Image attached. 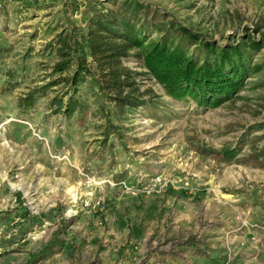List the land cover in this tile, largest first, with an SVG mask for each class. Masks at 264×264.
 Returning a JSON list of instances; mask_svg holds the SVG:
<instances>
[{"label":"rangeland","instance_id":"1","mask_svg":"<svg viewBox=\"0 0 264 264\" xmlns=\"http://www.w3.org/2000/svg\"><path fill=\"white\" fill-rule=\"evenodd\" d=\"M146 1L222 44L264 35V0ZM3 5L0 264H264V46L245 55L261 68L216 107L167 95L132 53L125 64L160 101L123 114L102 109L89 76L40 89L74 68L53 71L59 40L86 28L78 10ZM73 94L87 110L65 115L54 98ZM241 143L228 160L203 151Z\"/></svg>","mask_w":264,"mask_h":264},{"label":"trees","instance_id":"2","mask_svg":"<svg viewBox=\"0 0 264 264\" xmlns=\"http://www.w3.org/2000/svg\"><path fill=\"white\" fill-rule=\"evenodd\" d=\"M19 1L29 5L38 2ZM63 3L80 12L86 28L71 30L59 40L57 50L61 58L54 63L53 71L71 70L74 64L70 74L59 75L40 89L65 80L77 90L89 76L98 97L103 99L104 111H108L103 104L105 100L123 114L140 105L152 108L159 104L160 96L154 88L142 87L138 80L143 71L125 64L124 58L132 53L142 57L143 65L160 81L167 95L180 100L190 97L200 107H216L232 98L245 84L244 77L262 66L252 65L245 55L264 46V35L261 39L248 33L235 43L222 44L169 18L146 0H63ZM3 4L4 0H0V6ZM152 31L160 34L158 39L150 38ZM192 44L205 54L199 57L190 53L188 46ZM35 97L32 92L27 93L22 99L24 105L33 104ZM54 99L59 106L65 105V115L72 114L75 108L80 114L87 110L74 94L67 101L59 96ZM240 150L242 143L238 147L203 149L227 160Z\"/></svg>","mask_w":264,"mask_h":264}]
</instances>
